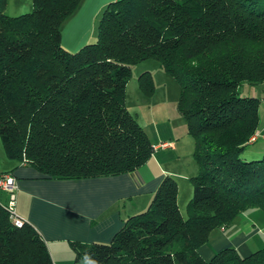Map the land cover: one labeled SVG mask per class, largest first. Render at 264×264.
Listing matches in <instances>:
<instances>
[{
	"label": "trees",
	"instance_id": "1",
	"mask_svg": "<svg viewBox=\"0 0 264 264\" xmlns=\"http://www.w3.org/2000/svg\"><path fill=\"white\" fill-rule=\"evenodd\" d=\"M81 0H31L4 13L0 0V140L13 166L46 178L116 175L142 165L154 147L124 102L131 65L155 59L179 85L178 110L194 141L199 173L184 216L177 183L165 176L147 207L129 215L108 242L74 243L82 264H264V247H233L205 260L210 232L249 208L264 210V151L240 154L260 125L243 82L264 81V0H111L93 40L76 50L61 25ZM152 91L151 75H139ZM0 264H52L40 234L14 225L0 203Z\"/></svg>",
	"mask_w": 264,
	"mask_h": 264
},
{
	"label": "crops",
	"instance_id": "2",
	"mask_svg": "<svg viewBox=\"0 0 264 264\" xmlns=\"http://www.w3.org/2000/svg\"><path fill=\"white\" fill-rule=\"evenodd\" d=\"M109 1L100 0L88 7L91 0H86L61 31L62 45L76 50L90 42L96 36L95 20ZM176 144L155 148L142 165L116 175L46 178L30 165H17L12 170L16 212L40 234L52 264H82L76 262L72 244L110 241L129 215L147 207L165 176L175 179L180 174L171 168V156L159 151ZM261 227L240 213L228 225L214 228L198 251L205 260L226 247L248 255L264 247V226Z\"/></svg>",
	"mask_w": 264,
	"mask_h": 264
},
{
	"label": "rangeland",
	"instance_id": "3",
	"mask_svg": "<svg viewBox=\"0 0 264 264\" xmlns=\"http://www.w3.org/2000/svg\"><path fill=\"white\" fill-rule=\"evenodd\" d=\"M85 1L81 0L71 15L75 14L84 5ZM97 1L100 0H91L88 7H91ZM31 7V0H6L4 13L8 16H16L29 12ZM71 15L62 23L61 31L65 28L64 26ZM100 16L95 20V35ZM250 46L257 50L258 48H264V43L259 42L254 46ZM144 71H148L151 75L153 85L151 92H148L141 85L139 75ZM239 93L260 99L258 111L260 125L264 127V81L255 84L243 82L239 87ZM178 100L179 85L177 80L161 68L155 59L142 60L131 65V75L125 86V105L135 115L151 143H161L162 140H167L173 144L177 143L172 149L159 151L163 155L169 154L171 156L172 159L169 163L171 168L180 173L175 176L177 183L176 200L182 214L185 216V205L192 193L191 177L199 173V167L194 157V141L188 132L186 119L178 110ZM259 135L261 137L255 142L247 144L240 154L242 157L248 159L259 156L264 151V132ZM11 162L12 160L5 155L0 140V170L8 168ZM0 201L3 203L7 201L6 192L1 190ZM243 213L244 216L255 221V226L260 227V229L261 226H264V210L261 208H249ZM252 239L254 240V238Z\"/></svg>",
	"mask_w": 264,
	"mask_h": 264
},
{
	"label": "built area",
	"instance_id": "4",
	"mask_svg": "<svg viewBox=\"0 0 264 264\" xmlns=\"http://www.w3.org/2000/svg\"><path fill=\"white\" fill-rule=\"evenodd\" d=\"M170 142L163 141L157 146H153L154 149L158 147H168ZM15 177L11 172H4L0 174V190L7 193V201L5 203L1 202L4 209L7 211L9 219L16 226H21L24 219L21 218L15 209Z\"/></svg>",
	"mask_w": 264,
	"mask_h": 264
}]
</instances>
